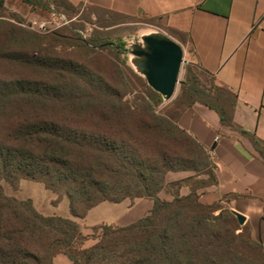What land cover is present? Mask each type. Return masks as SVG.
<instances>
[{
    "label": "trees",
    "instance_id": "1",
    "mask_svg": "<svg viewBox=\"0 0 264 264\" xmlns=\"http://www.w3.org/2000/svg\"><path fill=\"white\" fill-rule=\"evenodd\" d=\"M20 1L36 14L88 18L100 12L107 16L100 21L105 28L114 17L127 18L67 0ZM23 22L0 0V67L28 71L7 78L0 70V264H55L60 254L72 264H249L247 249L264 261V246L251 225L241 226L233 214L231 204L240 196L202 203V192L219 184L217 167L211 152L179 125L201 104L264 158V141L235 122L236 93L188 66L177 100L159 112L163 97L129 66L142 91L141 102L133 105L115 87L126 83L123 70L110 80L94 64L46 49L56 43L90 54L110 50L125 66V44L99 32L84 40L74 29L68 41L60 35L42 39L23 29ZM171 173L192 176L168 182ZM22 181L56 194L54 205L67 198L76 219L104 202L148 199L154 207L129 226H96L85 235L73 219L45 216L32 199L5 192L3 182L19 191ZM183 188L190 194L183 196ZM164 191L172 201L160 198ZM90 240L95 244L86 247Z\"/></svg>",
    "mask_w": 264,
    "mask_h": 264
},
{
    "label": "crops",
    "instance_id": "2",
    "mask_svg": "<svg viewBox=\"0 0 264 264\" xmlns=\"http://www.w3.org/2000/svg\"><path fill=\"white\" fill-rule=\"evenodd\" d=\"M67 1L76 7L148 19L177 43L182 44L181 38L187 39L194 65L238 95L236 124L264 141V0ZM179 125L212 153L217 167L219 184L202 192V203L212 205L228 195L240 196L232 202V211L247 218L246 224L251 225L264 246V158L248 138L222 126L219 115L201 104L187 111ZM190 176L191 173H171L168 182ZM181 193L187 196L190 189L183 188ZM160 198L173 200L165 191ZM27 199H32L37 210L45 215L43 201ZM65 199L52 205L58 207ZM153 207L154 202L148 199L120 204L104 202L86 218L76 219L71 216L69 205V213L63 218L73 219L89 235L96 226H129L148 215Z\"/></svg>",
    "mask_w": 264,
    "mask_h": 264
},
{
    "label": "rangeland",
    "instance_id": "3",
    "mask_svg": "<svg viewBox=\"0 0 264 264\" xmlns=\"http://www.w3.org/2000/svg\"><path fill=\"white\" fill-rule=\"evenodd\" d=\"M7 8L10 13L19 14L24 22L20 24V26L32 33L38 34L42 39H50L56 36L62 37L64 41H68V38L74 37V35L69 31V29H74L82 34L83 39L86 40L87 37H90L92 33L99 32L104 33L109 36L112 42L117 44H125L124 51H122V60H126L128 65H122L116 59L115 55L110 50H103L100 51L98 54H90L84 50L74 49L70 46L64 45H56V43H51V46H48L49 53L53 56H61L64 58L74 59L76 61H81V63H89L94 64L96 67H99L102 73H104L110 80L116 79L118 75V70H123L125 80L122 86H119L116 82L115 87L120 90L122 93H127L125 97V102L130 104L141 102L140 96L142 91L140 86L137 85L134 76L129 68L131 66L130 63V54L127 52L130 49V46L135 42H141L142 37L147 34H151L153 32H159L156 28L157 23L152 22L151 20L144 19V18H121V17H114L110 20V24L108 28L100 22L101 19H104L105 15L97 12L88 18H84L81 14L76 17H68L66 19L69 21V24H64L60 19L55 17V14L49 13H41L36 14L34 13L30 7L25 5L20 0H9L7 2ZM45 26L46 29L42 28ZM184 51H185V60L186 63L184 64L180 79L184 81L186 75V68L188 66H195L193 55L190 52V48L187 44H180ZM91 56H96L91 58ZM114 64H118V67L115 68ZM118 68V69H117ZM0 70L4 72L5 77L11 78L18 73L26 74L28 71L21 70L18 68L13 67H4ZM118 81V79H117ZM181 85L178 87L177 92L174 98L170 101H164L162 106L158 109L159 112H165L173 102H175L180 94ZM3 186L5 192L9 196L16 197L17 199H27L33 197L45 203L44 213L45 215H53V216H60L65 217L67 213H69V201L65 199L58 207L52 205L53 200L57 198V196L45 189V187L40 183L30 182V181H22L21 182V189L19 191H14L13 188L7 183L3 182ZM89 235H93V231L91 230L88 232ZM95 244L94 240H90L86 243V247H91ZM246 257V260L249 261V264H264V261L258 255L255 256L250 250H246L243 252ZM56 264H69L71 261L65 255H57Z\"/></svg>",
    "mask_w": 264,
    "mask_h": 264
},
{
    "label": "water",
    "instance_id": "4",
    "mask_svg": "<svg viewBox=\"0 0 264 264\" xmlns=\"http://www.w3.org/2000/svg\"><path fill=\"white\" fill-rule=\"evenodd\" d=\"M127 52L130 63L137 74L146 79L148 85L159 93L164 101L174 98L183 84L181 71L186 63L183 47L162 32L144 35L141 42H135ZM241 226L247 222L242 214L233 211Z\"/></svg>",
    "mask_w": 264,
    "mask_h": 264
},
{
    "label": "built area",
    "instance_id": "5",
    "mask_svg": "<svg viewBox=\"0 0 264 264\" xmlns=\"http://www.w3.org/2000/svg\"><path fill=\"white\" fill-rule=\"evenodd\" d=\"M55 17L57 19H60L62 22H64V24H69V21L66 19V17L64 15H58V14H55ZM42 28L46 29L45 26H42ZM219 140V138L217 139V141ZM212 154V153H211Z\"/></svg>",
    "mask_w": 264,
    "mask_h": 264
}]
</instances>
